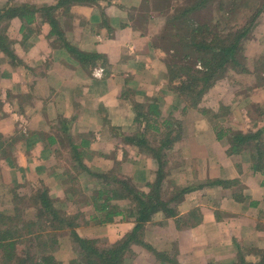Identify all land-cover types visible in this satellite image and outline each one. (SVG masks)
Returning <instances> with one entry per match:
<instances>
[{
	"label": "crops",
	"instance_id": "1",
	"mask_svg": "<svg viewBox=\"0 0 264 264\" xmlns=\"http://www.w3.org/2000/svg\"><path fill=\"white\" fill-rule=\"evenodd\" d=\"M57 1L0 0V9L22 4L46 7ZM145 1L97 0L93 5H73L69 12L57 15L54 32L40 14L29 25L19 18L11 21L9 37L16 59L0 51V135L7 140V147L0 150L4 183L30 186L43 182L53 197L64 200L68 186L62 179L67 169L60 161L68 153L58 146L71 148L74 140L80 147L82 139L89 144L83 152L91 170L109 172L120 164L117 176H129L142 188L153 181L159 170L157 160L120 137L142 129L132 101L143 104L156 99L158 110L168 104L169 113L161 111L162 119L174 114L181 120L183 107L166 89L162 54L153 47L165 16ZM69 48L88 58L82 61ZM254 66L249 73L227 78L226 88L219 87L224 79L210 91L214 99L223 100L214 109L224 104L230 118L239 120L241 113L252 118L234 120L224 129L249 133L264 127V61L255 59ZM236 96L249 97L251 102L260 96L257 102L262 105L244 103L246 99L234 103ZM182 131L175 148L166 152L169 173L164 201H170L177 188L191 186L193 190L179 204L173 203V218L163 212L153 216L145 226L144 242L167 257L176 256L179 264H241V258L245 264H257L254 251L264 252V171L253 170L248 152L229 156L227 139L219 141L215 123L197 113L187 126L182 122ZM88 154L94 156L87 158ZM216 180L238 184L224 188L213 185ZM134 227L133 219L117 217L113 223L85 227L84 235L79 233L114 244ZM133 252L132 264H169L158 261L144 247L135 245Z\"/></svg>",
	"mask_w": 264,
	"mask_h": 264
},
{
	"label": "trees",
	"instance_id": "2",
	"mask_svg": "<svg viewBox=\"0 0 264 264\" xmlns=\"http://www.w3.org/2000/svg\"><path fill=\"white\" fill-rule=\"evenodd\" d=\"M173 1L177 0H148V3L146 1L145 3L165 16L164 28L155 37L154 46L168 57V81L172 91L184 100L186 107L183 108V114L185 115L189 110L199 108L204 96L218 81L249 73L243 64L242 43L264 12V0H229L227 5L225 0H221L218 11L225 15L222 16L223 21L215 27L211 25L212 20L208 21L204 17L203 11H208L217 0H183L186 1L184 6H180L177 10L170 8ZM94 2L93 0H58L54 5L46 7L22 4L8 5L0 9V28L3 26V32L0 29V51L13 60L16 59L9 37L10 23L13 19L19 18L29 25L36 15L40 14L54 32L60 11L69 12L73 5H93ZM169 8L170 12L167 13ZM242 8L252 9L249 23L236 33H228L223 37L221 32L232 29L229 25L227 26L226 21L237 16ZM171 10L176 11L171 14ZM69 49L82 61L88 58L73 48ZM199 63L203 70L197 69ZM257 83L250 82V85ZM127 98L129 99V94ZM132 104L142 129L134 135L122 133L120 137L127 145L157 160L159 170L153 181L146 183L141 189L130 177H119L114 171L91 170L84 162L83 151L89 146L88 141L82 139L79 147L73 140L70 154L73 155L75 164L72 166V171L76 174L72 177L71 171L68 170L63 174L64 186H68V190L63 194L64 200L53 197L50 189L43 183L38 189L35 185H31L33 195L29 199L31 200L29 205L25 204L27 197L15 195L11 212L6 210L0 212V264H61L56 259L53 248L59 244L57 233L66 229L70 230L78 247V257L71 260L69 264H126V260L134 257L133 245L142 246L155 253L160 262L179 264L176 256L167 257L145 243L143 232L146 224L158 212H163L169 218L176 216L173 203L179 204L185 195L193 190L188 186L177 188L175 196L170 197V201H164V197L168 195L164 192V181L169 173L166 170L168 165L166 152L173 150L181 138L182 121L173 116L162 119L158 107L154 104L147 106L134 100ZM146 109H148L147 112ZM151 116H155V119ZM219 117V114L214 116V118ZM112 131L115 133L120 130ZM216 134L219 141L227 139L229 156L248 152L251 154L253 170L264 171V127L243 133L216 125ZM2 140L3 136L0 135V150L4 145ZM3 155L6 156V153ZM93 156L88 154L87 158ZM81 175H87L94 181L92 195L87 197L86 203L83 204L95 210L94 220L96 219L100 224H108L113 223L117 217H122L123 220L133 219L135 223L133 231L117 243L111 244L103 239L81 237L76 231L79 226L76 222L77 217H71V214L64 210L66 203L73 199H68L67 196L74 197L76 193L72 188L69 190V184H73ZM237 184L238 181L216 180L213 182V185L224 188ZM119 203L127 204L125 208H121ZM21 241L28 242L30 245L29 249L22 254L18 253ZM254 253L259 257L257 264H264V252L255 250ZM240 263L245 264V259L241 258Z\"/></svg>",
	"mask_w": 264,
	"mask_h": 264
},
{
	"label": "rangeland",
	"instance_id": "3",
	"mask_svg": "<svg viewBox=\"0 0 264 264\" xmlns=\"http://www.w3.org/2000/svg\"><path fill=\"white\" fill-rule=\"evenodd\" d=\"M93 1H95L94 4H97V0H93ZM228 1L229 0H225L226 5H227ZM185 2L186 1H183V0H177V1H174V3L171 6H173V8L177 10L178 8H180V6H184ZM220 4H221V0H219V1L217 0L215 2V4H213V6L208 9V11H205V10L203 11L204 17H206L208 21L212 20L211 25L213 27H215L217 24H220L223 21L222 16L225 15V13H222V12L220 13L218 11ZM175 11L173 12V10H171V14H174ZM155 12H158V11H155ZM168 12H170V8L167 10V13ZM251 15H252V9H248V8L243 9L242 8V11L237 16H235L231 20L228 19L226 21L227 26L229 25V27L232 28L231 31H223V32H221V35L223 37H225L228 35V33H236L237 31L241 30L244 26H246L249 23ZM223 24H224V22H223ZM154 41H155V39L153 40V47H154V50H157L154 46ZM157 51H160V53L162 54L161 58H163L162 63L164 66V74L166 76V81H167L166 82V89L170 90V92H172L174 94V96L177 100L180 99L181 103H182L181 107L185 108L186 104H185L184 100L178 94H176L175 92L172 91V87L169 84V81H168L169 70H168V66H167L168 57L166 56V54L164 52H162V50L158 49ZM241 53L244 55L243 64L248 70H250V68L255 67L254 66V60L255 59L256 60L259 59L261 61L262 60L264 61V12L258 18L257 23L255 24V26L251 30V33L248 35V37L245 40H243ZM197 69L203 70V67L200 63L197 65ZM224 79H225V82L220 83L219 87L226 88L228 81H227V78H224ZM224 79H222V80H224ZM222 80L218 81L214 85L213 88H215L216 85L219 82H221ZM219 91H220V93L223 92L222 89H220ZM209 93H210V91H209ZM209 93L204 96V98L202 99V102L199 105V108L197 110H195V109L192 111L189 110L188 112H186L185 115L183 114V111H182V116H181L180 121L184 122L187 126L190 122L194 121V118L196 117V113H197L200 116H202L203 119H206L208 122L209 121L214 122L215 125H221V126L228 127L230 125V123L234 122V120H236V119L233 117L232 118L229 117L230 113H229V109L226 105L220 104L218 109H214L216 104L221 103L223 100L220 99V97L214 99L215 94L211 95V93L210 94ZM240 96H242V95H240ZM240 96H236L234 98V100L237 101V102L234 101V103L241 102L243 99H246L244 103L251 102V98H249V97L245 98L244 96L242 98H240ZM223 98H225V97H223ZM260 99H262V97L256 96V99H253V101L251 102V105L252 106H254V104H255V106L262 105L260 102H257ZM146 101L148 103H144V104H147V106H149L150 104L151 105L154 104L157 106V104H158L157 100L156 99L154 100L153 98H150ZM177 104H179V103H177ZM231 107L233 108L234 106H231ZM160 108H161V110L159 109V111H160V117L161 118H162V112L165 115H167L169 113L168 112V109H169L168 104H165ZM200 110H203V112H200ZM147 111H148V109H146V112ZM216 114H219L220 117L214 118V116ZM244 115L246 117H244ZM171 116L174 117V114ZM192 116H194V117H192ZM151 118H153V116H151ZM251 119L252 118L250 117L249 114L241 113V117L239 116V120H236V121L237 122H243V121L247 122ZM256 119H258V115H257V113L256 114L254 113V120H256ZM112 133H114V131H112ZM180 133L182 135V133H183L182 129H181ZM154 134L155 133L152 131V135H154ZM126 135H128V134H126ZM64 140L66 141L65 138H64ZM2 141L4 143L3 147L6 146L7 140L5 141V139L3 138ZM58 147H59V151L64 150V152L68 153V155L65 154V157H63V159H61L60 164H62L65 167V169H67L68 171H71L72 177L75 176L76 172L72 171V169H71L72 166L75 164H73V162H72L73 155L70 156L71 155L70 154V146H67V148H65L63 146L62 147L63 149L61 148L60 145ZM68 156H70V157L68 160H66V157L68 158ZM1 167H2V164L0 162V168ZM118 170H121L120 164H116V167L114 168L113 171L115 173V172H118ZM64 174H65V171H64ZM125 176L126 175H122V177H125ZM126 177H129V176H126ZM63 180H64V178L62 179V181ZM42 183L43 182H41L38 185H35L36 188L37 189L41 188ZM69 185H70V189L72 188L73 190L76 191V193H75L74 197H70L73 199L71 200V202L66 203V205L64 206V210H66V212L71 214V217H73V216L77 217L76 222L79 225L78 228L76 229L77 233L79 235H80L79 232H81L83 234V228H85V227H91L94 225H101L100 223H98V221L96 219L94 220L92 218L93 216L96 215L95 210L93 208H87V206L83 205L86 203L85 202L86 198L91 197V195H92L91 187H92V185L94 186V181L91 178L80 179V177H78L73 182V184H69ZM138 187H140V186H138ZM189 187H191V186H189ZM140 188L143 189L142 187H140ZM15 195H18L20 197H27L25 204L29 205L31 203V200H29V199L33 195L31 185L30 186L19 185V184L9 185V184L4 183L1 179V176H0V212H3L4 210L11 212L12 208L14 207L13 202H14ZM25 204H24V206H25ZM119 204H120L121 208H125L127 203H122V204L119 203ZM59 207H60V205H59ZM21 208H23V207H21ZM92 213H93V215L91 216ZM57 234H58L59 244L53 248L54 253H55V257L58 260V262H61V264H69V262L71 260L78 257V247L74 242V238L72 237L70 230L66 229V230L61 231ZM25 238H27V237L25 236ZM143 238H144V234H143ZM86 239H101V238L96 237V238H86ZM29 246L30 245L28 242L20 243L18 246V253H20V254L24 253L25 251H27L29 249ZM133 246H135V245H133ZM133 246H132V251H133ZM136 246H138V245H136ZM132 258H130L129 260H126L125 263L126 264H132V262H131Z\"/></svg>",
	"mask_w": 264,
	"mask_h": 264
},
{
	"label": "built area",
	"instance_id": "4",
	"mask_svg": "<svg viewBox=\"0 0 264 264\" xmlns=\"http://www.w3.org/2000/svg\"><path fill=\"white\" fill-rule=\"evenodd\" d=\"M102 73V70H99L98 72H97V74H101Z\"/></svg>",
	"mask_w": 264,
	"mask_h": 264
}]
</instances>
